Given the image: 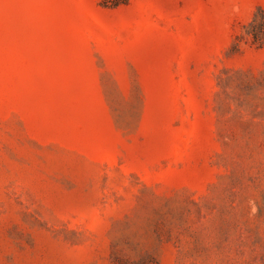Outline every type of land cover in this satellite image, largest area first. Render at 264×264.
Masks as SVG:
<instances>
[{
	"label": "rangeland",
	"instance_id": "rangeland-1",
	"mask_svg": "<svg viewBox=\"0 0 264 264\" xmlns=\"http://www.w3.org/2000/svg\"><path fill=\"white\" fill-rule=\"evenodd\" d=\"M0 264H264V0H0Z\"/></svg>",
	"mask_w": 264,
	"mask_h": 264
}]
</instances>
